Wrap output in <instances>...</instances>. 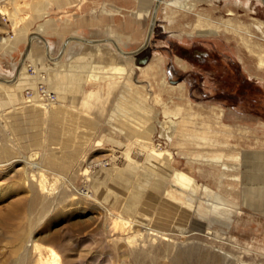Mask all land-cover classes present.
I'll return each mask as SVG.
<instances>
[{"label":"rangeland","instance_id":"1","mask_svg":"<svg viewBox=\"0 0 264 264\" xmlns=\"http://www.w3.org/2000/svg\"><path fill=\"white\" fill-rule=\"evenodd\" d=\"M29 1L0 0V72L27 66L17 92L0 83V120L8 124L0 126V264L16 259L17 234L32 241L22 264H264L262 1L163 0L154 10L156 0H139L133 39L109 28L95 45L87 30L41 34L45 19L58 24L64 14L49 5L34 20ZM23 27L24 39L8 52ZM42 38L55 58L40 63ZM143 44L150 57L138 65L133 51ZM120 64L124 87L88 76ZM67 65L64 76L52 74ZM38 85L53 102L40 103ZM47 104L64 107L37 124L28 105ZM65 110L89 115L91 127L78 126L63 149L50 140L62 137ZM144 134L152 151L142 146ZM156 151L165 162L155 169L147 158ZM28 157L53 172L41 170L50 192L28 179ZM120 211L134 219L132 233L113 227L109 214Z\"/></svg>","mask_w":264,"mask_h":264},{"label":"crops","instance_id":"2","mask_svg":"<svg viewBox=\"0 0 264 264\" xmlns=\"http://www.w3.org/2000/svg\"><path fill=\"white\" fill-rule=\"evenodd\" d=\"M28 5L35 13L33 14L34 20L42 18L49 5H51V9H57L60 13L62 12L64 14L63 21L59 19L61 22L58 24H56L52 19H45L41 26L37 27V30L41 34L45 35V33L49 31L55 35L63 36L69 31L75 33L79 30H87V36L90 37L87 39L88 43L91 42L94 45L98 43L93 42L104 40L106 38L107 34H109V32H107L109 28H113L115 30L123 29L125 31L124 35H126L124 38L126 40H131V38L135 36L133 33H135L139 26V0H30ZM26 28L27 27H23L17 30V37L10 42L8 52H12L18 44L21 43V39L19 37L24 39L22 35H25ZM33 38L38 40V37L35 35L29 37V39ZM78 38L82 39L80 37ZM1 39L4 40V38ZM40 41L42 43L43 50L39 49L38 54H36L37 60L41 63L44 60L54 59L55 56L48 54L53 46L52 41L43 38L42 40L40 39ZM66 42L67 41H64V43ZM43 55H46V57L44 58ZM107 56L108 61L114 60L117 62L115 56ZM54 62L58 63L59 60ZM58 66L59 64H57L56 67ZM68 66L69 65L63 69H57V72H52V74H54V76L57 74L58 77L64 76L63 71H68ZM26 67L27 66L23 64L21 66L15 64L11 69H6L4 72H0V74L7 77L6 79L2 78L0 83L10 88H14L17 92L18 87L24 85ZM117 67L118 66H114L113 73H106L105 69V73L93 72L88 76L91 78L112 77ZM67 75H69V72ZM89 95L91 96V94ZM98 102L99 96H97L96 103ZM96 103L94 102L95 105Z\"/></svg>","mask_w":264,"mask_h":264},{"label":"bare ground","instance_id":"3","mask_svg":"<svg viewBox=\"0 0 264 264\" xmlns=\"http://www.w3.org/2000/svg\"><path fill=\"white\" fill-rule=\"evenodd\" d=\"M261 1L264 4V0H261ZM162 3H163V0H156L155 1V4H154V10H156V8H158L159 5H161ZM101 51H104V52H100V53H107V52H109L105 48L102 49ZM119 51L122 52L120 49H119ZM124 73H125V67H124L123 64H120V66L116 68L115 73L112 76V79H114V78L115 79H114L113 82H111V86L112 85H115V84H119L120 87H124L126 85V83H127V80H125V81L124 80L123 81L122 80H118L120 77H123ZM50 101H52V100H50ZM48 103L50 104V102H48ZM49 104H47V105H28V107L30 108V111L33 112L34 117H36L37 124H41V118H42V116L45 113H47V112L48 113L49 112L54 113L55 112L57 114L58 113V110H61L64 107L63 105H53V104L52 105H49ZM35 108H37L38 110L37 111L34 110ZM64 117H65V119L62 120V123L60 124L61 125L60 128L57 129V130H59L58 132H60L58 134H61L62 137H59L57 139H51L50 140V142L51 141H54V142L60 143V146L59 147H61L63 149L65 147H68V145H70V143L74 142V140L76 139V136L74 135V133H78L76 131V128L78 126L91 127L90 116L87 115V114H85V113H81L79 111H76L75 113L74 112L73 113L72 112L69 113L67 110H65ZM58 118L59 117H57V116L55 117V119H58ZM56 122H57V120H56ZM55 124L58 125V123H55ZM0 126L3 128V130H5V129H7L8 124H7V122H5L3 120L2 121L0 120ZM12 132H13V130H12ZM39 134H40V132H39ZM141 141H142V146H143L144 149L152 151V141H151L150 136L148 134L142 135ZM33 147H35V144H34ZM154 155L151 154L147 158V161H148L149 165L152 166V168H155L156 169L157 166H159V164L160 165H163V163L165 162V160L164 159L163 160H160V158L162 156L163 157H165V156L162 155L161 153H158V152L155 153ZM23 162L28 167V169H30V175L28 174L29 178L28 177L27 178L29 180L31 178L32 180L36 181V183L38 184V186H40L41 188H44L46 191H49L50 192L52 190V183H49L48 182L47 175H45V173H42L41 170L42 171L49 172V173H51L52 171L47 170L46 168H43L42 166H39L38 165L39 163L36 164L34 161H32V157L25 158V160ZM65 163H69V160H66ZM82 170H83V168H82ZM87 173L88 172H87L86 169L82 171L83 176H87L86 175ZM181 177H182L183 180H188L185 176H181ZM61 179L64 181L65 184L67 182H69L70 184H72L71 179H69L67 177L65 178L64 175H61ZM160 180L161 179H157V180L155 179L154 182H153L154 185L160 184L161 183ZM82 194H84L85 196H89L87 191L82 192ZM149 196H151V195H149ZM135 211L136 210L130 206V209L128 210V213H132V212H135ZM109 217L112 219L111 221L113 223V227L114 226L115 227H119L120 229H122V231H125L127 233H132L131 231L133 230L132 229L133 228V225H135V221H134L133 218H127L126 216H124L121 213V211L118 212L117 214H114V213L111 214V212H110ZM143 228H145V227H143ZM151 229H153L155 231L154 232L155 234H153V235L156 237V234H157V232L159 230L156 227L151 228ZM137 236H139V238L141 237L140 239H142V237H143L142 235H137ZM12 241H13V244L11 245L10 253H12L13 256L16 259H13L11 262H12V264H22L23 263V254L25 252L24 250H26V247H28L27 246V243L30 241L29 243L31 244L32 241L29 240V238L27 237L26 234H17L12 239ZM131 242H134L133 239H132ZM34 245H35L34 248L40 252L39 247L36 246V244H34ZM26 251L29 252V250H26ZM28 252H26V253H28Z\"/></svg>","mask_w":264,"mask_h":264},{"label":"water","instance_id":"4","mask_svg":"<svg viewBox=\"0 0 264 264\" xmlns=\"http://www.w3.org/2000/svg\"><path fill=\"white\" fill-rule=\"evenodd\" d=\"M135 58L137 57L136 63L138 65L145 64L150 57V49L147 46L141 45L135 51H133Z\"/></svg>","mask_w":264,"mask_h":264},{"label":"built area","instance_id":"5","mask_svg":"<svg viewBox=\"0 0 264 264\" xmlns=\"http://www.w3.org/2000/svg\"><path fill=\"white\" fill-rule=\"evenodd\" d=\"M46 89L44 87H42L41 85H38V88H37V92H38V98L43 102H40V103H45L47 101H50L54 98V95L52 92H49V91H45ZM25 96L27 98L26 101H30L28 98L31 97V93L29 91H25ZM39 103V104H40Z\"/></svg>","mask_w":264,"mask_h":264},{"label":"flooded vegetation","instance_id":"6","mask_svg":"<svg viewBox=\"0 0 264 264\" xmlns=\"http://www.w3.org/2000/svg\"><path fill=\"white\" fill-rule=\"evenodd\" d=\"M175 51H177V53L181 56V57H184L186 60H189V61H192V59H197V57H200V62H202V58L204 57L203 55H194L192 56L191 52H192V49H186V48H183L181 46H173ZM202 57V58H201Z\"/></svg>","mask_w":264,"mask_h":264}]
</instances>
